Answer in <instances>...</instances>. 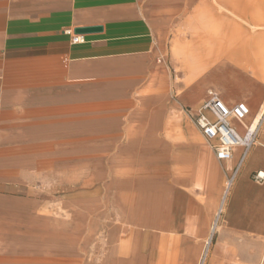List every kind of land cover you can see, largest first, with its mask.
<instances>
[{
  "label": "crops",
  "instance_id": "1",
  "mask_svg": "<svg viewBox=\"0 0 264 264\" xmlns=\"http://www.w3.org/2000/svg\"><path fill=\"white\" fill-rule=\"evenodd\" d=\"M259 72L264 0H0V264H198L219 210L206 264H264V117L241 163L191 117Z\"/></svg>",
  "mask_w": 264,
  "mask_h": 264
},
{
  "label": "built area",
  "instance_id": "2",
  "mask_svg": "<svg viewBox=\"0 0 264 264\" xmlns=\"http://www.w3.org/2000/svg\"><path fill=\"white\" fill-rule=\"evenodd\" d=\"M70 39L73 42H82L81 35L68 32ZM259 111L245 124V130L240 133L232 120L244 122V119L249 115V107L243 101L236 102L232 105H227L220 97L216 90H209L206 99L196 107L191 113L192 121L199 128L204 138L211 144L214 155L219 160H226L232 157L233 148L240 146L243 148L244 156L256 143L257 132L260 126V121L264 117V101L260 105ZM239 164L233 168L226 180V189H228L234 181V177L238 171ZM253 178L258 181L264 180V173L256 172ZM220 217V210L217 212V218L211 228V237L214 235L215 225ZM209 242L205 244L204 252L200 256L198 264H204L208 253Z\"/></svg>",
  "mask_w": 264,
  "mask_h": 264
},
{
  "label": "rangeland",
  "instance_id": "3",
  "mask_svg": "<svg viewBox=\"0 0 264 264\" xmlns=\"http://www.w3.org/2000/svg\"><path fill=\"white\" fill-rule=\"evenodd\" d=\"M214 3H216L217 4V2H218V0H212ZM244 1V4L247 2V0H243ZM259 1V5H261V2L263 1V0H258ZM218 6V5H217ZM260 9V12L262 11V9H261V7L259 8ZM223 11V10H222ZM218 14H220V12H218ZM220 18V17H219ZM245 20H247L246 18H244ZM243 26H244V30L245 31H251L252 30V28L250 27V25L247 23H245V22H243ZM261 26H263V25H261ZM234 30V28L233 27H231L228 31V35H230V32L231 31H233ZM234 32V31H233ZM233 36H235V34H233ZM231 37V36H230ZM234 43V42H233ZM232 43V44H233ZM238 42H236L234 45H236ZM199 44V43H198ZM242 45V44H241ZM245 45H247V43L245 44ZM242 47V46H241ZM244 48H247V46H244ZM225 53L227 52V51H224ZM213 54L215 55L213 58H212V60H208V62L209 63H212L213 61L214 62H216V61H218V60H221V56L220 55H222L221 54V51H216V53H214L213 52ZM232 59H234L235 61L236 60H239V59H241V58H232ZM205 65H207V64H205ZM263 72H259V74H262ZM264 82V81H263ZM261 99L263 100L264 99V91H263V94H262V96H261ZM214 232V231H213ZM214 234H215V232H214ZM210 237H211V234L208 236V239H207V242H209V246H208V253H207V256H206V260H205V262H204V264H206L207 263V261H208V258H209V256H210V253H211V248H212V246H213V243H214V235H213V237H212V240L210 241ZM202 253H203V249H202Z\"/></svg>",
  "mask_w": 264,
  "mask_h": 264
},
{
  "label": "water",
  "instance_id": "4",
  "mask_svg": "<svg viewBox=\"0 0 264 264\" xmlns=\"http://www.w3.org/2000/svg\"><path fill=\"white\" fill-rule=\"evenodd\" d=\"M101 27L99 26H87V27H78L76 29L79 33H87V32H93V31H99Z\"/></svg>",
  "mask_w": 264,
  "mask_h": 264
},
{
  "label": "bare ground",
  "instance_id": "5",
  "mask_svg": "<svg viewBox=\"0 0 264 264\" xmlns=\"http://www.w3.org/2000/svg\"><path fill=\"white\" fill-rule=\"evenodd\" d=\"M238 61V60H237ZM240 63H244V61H239ZM241 72V71H240ZM214 74H216V73H214ZM213 74V75H214ZM218 74V76L220 75L219 73H217ZM222 74V73H221ZM216 76V75H215ZM230 76V75H229ZM261 76L263 77V79H264V72L261 74ZM221 77V76H220ZM222 77H224V76H222ZM240 79V78H239ZM215 80V79H214ZM238 80V79H237ZM237 80H236V82H237ZM231 83H233V81L231 82ZM241 83V82H240ZM226 86V85H225ZM238 86V85H237ZM247 86V85H246ZM245 86V87H246ZM228 87V86H227ZM230 89V88H229ZM229 89H227V90H229ZM232 90V89H231ZM244 90V89H243ZM234 92V91H233ZM244 92V91H243ZM236 93V92H235ZM241 93V92H240ZM234 95V94H233ZM233 97V96H232ZM237 97V96H236ZM212 227H213V225H212ZM205 251V250H204ZM203 251V252H204Z\"/></svg>",
  "mask_w": 264,
  "mask_h": 264
}]
</instances>
